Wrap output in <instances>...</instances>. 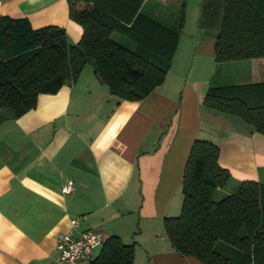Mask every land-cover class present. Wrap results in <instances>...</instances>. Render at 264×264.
I'll return each instance as SVG.
<instances>
[{
    "label": "crops",
    "instance_id": "crops-1",
    "mask_svg": "<svg viewBox=\"0 0 264 264\" xmlns=\"http://www.w3.org/2000/svg\"><path fill=\"white\" fill-rule=\"evenodd\" d=\"M202 3L188 31L185 17L163 83L142 100H119L86 64L74 83L39 95L19 118L1 112L0 264H55V236L69 232L74 219L79 231L134 245L133 264H200L175 252L163 227L180 214L196 139L218 146L233 182L264 184V136L203 105L208 87L221 83V66L214 61L218 17L201 27ZM158 5L146 0L143 11L164 23ZM0 17L27 20L33 29L63 28L70 44L82 36L67 0H0ZM254 63L257 72L238 84L262 79ZM67 184L72 190L64 193Z\"/></svg>",
    "mask_w": 264,
    "mask_h": 264
},
{
    "label": "trees",
    "instance_id": "trees-1",
    "mask_svg": "<svg viewBox=\"0 0 264 264\" xmlns=\"http://www.w3.org/2000/svg\"><path fill=\"white\" fill-rule=\"evenodd\" d=\"M146 0H67L69 19L82 29L70 44L63 28L33 29L27 20L0 17V120L36 107L39 95L56 94L91 64L97 79L119 100L140 101L160 86L185 23V0L170 27L143 11ZM199 25L218 17L217 66L255 61V83H212L203 105L237 117L264 136V0H203ZM216 144L196 139L182 180V207L163 227L173 250L200 264H264V184L233 182L218 161ZM220 200L214 195L226 190ZM134 245L106 239L93 264H133Z\"/></svg>",
    "mask_w": 264,
    "mask_h": 264
},
{
    "label": "rangeland",
    "instance_id": "rangeland-1",
    "mask_svg": "<svg viewBox=\"0 0 264 264\" xmlns=\"http://www.w3.org/2000/svg\"><path fill=\"white\" fill-rule=\"evenodd\" d=\"M158 2V8L155 6L156 13L161 17L163 22L171 27L177 26L178 21V10L179 2L178 0H166L165 3H161L160 0H153ZM200 0H185V17L187 15L189 22L187 23L186 30L192 29L195 25L193 22L198 9L196 5ZM160 19V18H159ZM257 72V67L252 60H246L241 62L226 63L221 65L220 69L217 70V78L220 80V84H238L243 81H249L253 73ZM244 76V80L243 77ZM215 84L216 81H213ZM219 83V81H217ZM226 190H218L214 195L215 200L222 199L225 195Z\"/></svg>",
    "mask_w": 264,
    "mask_h": 264
},
{
    "label": "built area",
    "instance_id": "built-area-1",
    "mask_svg": "<svg viewBox=\"0 0 264 264\" xmlns=\"http://www.w3.org/2000/svg\"><path fill=\"white\" fill-rule=\"evenodd\" d=\"M72 185L63 188L64 193H69ZM70 231L66 234L55 236L57 255L55 264H93L94 250L101 247L106 241L105 236L98 231H79V220L70 221Z\"/></svg>",
    "mask_w": 264,
    "mask_h": 264
}]
</instances>
